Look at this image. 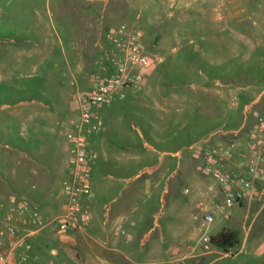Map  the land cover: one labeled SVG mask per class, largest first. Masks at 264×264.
Listing matches in <instances>:
<instances>
[{"label":"rangeland","instance_id":"374dc122","mask_svg":"<svg viewBox=\"0 0 264 264\" xmlns=\"http://www.w3.org/2000/svg\"><path fill=\"white\" fill-rule=\"evenodd\" d=\"M63 1L0 0V174L11 180L6 156L16 145H27L13 119L19 110L17 103L32 98L43 100L44 93L47 100L55 101L48 111L54 118L51 140L63 150L62 159L67 163L69 152L64 150L69 148L66 133L70 125L67 119L58 118V110L66 106L76 117L75 123L79 111L73 101L75 86L70 85L69 78L61 85L65 80L53 70L52 59L61 55L69 37L75 35L71 22L85 14L91 17L97 8L104 25L96 34L105 42L103 47L109 44L112 32L126 22L141 31L146 51L155 60L144 82L127 91L126 100L104 109L105 127H110L111 139L119 149L127 145L130 133L134 138L143 133L145 140L138 139V147L149 165L158 163L166 150L146 152L144 141L172 153L180 152L167 157L180 164L173 188L180 194L184 189L191 191L193 211L198 214L199 193L209 183L202 172V141L219 128L235 129L251 122L252 128L264 112V0H66L72 3L71 10L62 8ZM75 5L88 9L78 12ZM96 50H91L95 57ZM249 128L243 130L241 143ZM228 141L224 144L239 143L231 136ZM194 144L197 147L190 149ZM12 185L8 191L16 190ZM16 191L32 200L27 188ZM183 196L177 199L178 207ZM171 197L166 198V204L156 199L148 203L153 207L150 212H157L162 222L171 214ZM263 223L264 212L242 252L239 250L244 236L238 234L240 244L228 248L232 256H225L220 248L219 253L198 257L199 264L204 260L210 264H264ZM192 224L190 218L184 239L201 235L200 228L194 230ZM52 248L58 249V255L51 254ZM63 249L59 243L48 242L32 264H112L76 262Z\"/></svg>","mask_w":264,"mask_h":264},{"label":"crops","instance_id":"0c3cea01","mask_svg":"<svg viewBox=\"0 0 264 264\" xmlns=\"http://www.w3.org/2000/svg\"><path fill=\"white\" fill-rule=\"evenodd\" d=\"M71 5L72 3L65 0L62 8L71 10ZM86 8L75 5L74 10L86 12L88 9ZM85 15L71 22L70 27L75 35L69 37L68 47L63 49L61 55L52 59L54 60L53 70L65 80L61 82V85L64 86L69 78L70 85L75 86L73 89L75 92L88 88L89 76L95 69L94 60L105 44L102 42L103 39H99L97 35L104 25L99 18L100 10L95 8L94 15L89 18ZM73 43L76 45L74 46ZM95 48H97L96 57L91 51ZM18 68L21 69V67ZM33 68L36 71L35 64ZM71 82L76 84L73 86ZM262 95L263 93L260 96ZM45 96L44 93L43 100L32 98L20 100L17 103L19 110L14 113L13 119L16 121L19 135L27 140V145H16L13 150H10L11 153L7 154L6 157L10 163L7 169L10 171L11 180L8 179V175L0 174V198L8 199L13 195L24 198L38 207L45 218L50 219L61 213L66 205L63 181L67 176V163L62 159L63 150H59L51 140L54 131L51 129V124L54 118L48 111L55 101L47 100ZM261 114L259 120L264 118V112ZM58 118L67 119L69 128L76 120V117L64 105L58 110ZM250 125L243 123L235 129H217L211 133L209 138L202 141L205 146L201 150L211 144L229 142L230 136L241 143L243 134L236 135V132L249 127L251 129ZM221 130L225 132L224 135L218 133ZM111 135L110 127H105L103 133L91 138V148L98 154V159L93 165L95 198L87 203L92 214L88 229L70 231L66 235L59 236L54 228H48L34 242V253L39 258L41 249L50 242L59 243L64 247L63 250L69 258L80 263L105 261L112 264H148L147 262L151 261L156 264L182 260L183 264H199L201 260L198 257L208 255L197 254L191 257L190 255L195 253L193 251L196 245L194 241L197 243L198 239L196 237L195 239H184L183 236L190 218L193 222L192 228L194 230L199 228V224L197 226L194 220L195 199L189 197L191 193L189 189H184L180 194L177 189L173 188V181L180 175V164H174L172 160L167 159L168 156H177L180 152L172 153L167 151L170 149H159L149 144L148 141H144L143 147L146 152L160 153L158 150H166L162 151L158 163L149 165L146 163L147 158L141 155L139 152L141 149L138 147V139L145 140L143 133L140 132V136L135 137L136 139L130 133L127 145L120 149L112 141ZM217 140L223 143H216ZM196 147L194 144L190 146V149ZM64 151L68 153L69 148ZM102 157L105 160H102ZM239 162L241 158L236 157L233 168L237 171H245L244 167L238 168ZM11 185L16 190H22V187L27 188L32 195V200L17 193L16 190L8 191ZM203 193L204 190L199 193L198 208ZM170 195L172 196L171 214L166 222H162L157 212H150L153 207L148 203L156 199L166 204V198ZM181 195L184 196L181 200V207H178L177 199ZM190 210H192L191 213ZM263 212L264 180L259 193L236 209L230 220H219L213 226L212 234L217 235L226 230L234 232L236 236L238 234H241V237L244 236L240 253L247 245L251 231ZM204 264H210V262L204 260Z\"/></svg>","mask_w":264,"mask_h":264},{"label":"built area","instance_id":"2783aa9c","mask_svg":"<svg viewBox=\"0 0 264 264\" xmlns=\"http://www.w3.org/2000/svg\"><path fill=\"white\" fill-rule=\"evenodd\" d=\"M108 43L94 60L95 69L89 76L88 88L73 94L79 117L66 135L69 157L63 181L65 208L47 219L38 207L24 198L15 195L0 198V264H32L38 259L34 242L48 228L62 234L86 231L91 223L87 203L95 198L93 165L98 159L91 148V138L105 130L103 110L126 100L127 91L142 84L155 65L146 51L141 31L126 22L112 32ZM245 132L242 143L211 144L201 151L202 172L209 183L199 203L201 212L194 216L201 234L193 250L198 255L219 253L220 248L212 239L213 226L219 220H230L236 209L260 191L264 180V118ZM218 133L225 134L222 130ZM242 133L241 130L236 135ZM236 157L241 158L238 168L244 167L245 171L233 168ZM50 252L58 255L56 248ZM224 252L225 256L233 254L232 250Z\"/></svg>","mask_w":264,"mask_h":264},{"label":"trees","instance_id":"16d2710c","mask_svg":"<svg viewBox=\"0 0 264 264\" xmlns=\"http://www.w3.org/2000/svg\"><path fill=\"white\" fill-rule=\"evenodd\" d=\"M213 242L219 247L228 251V248H233L238 244L237 236L234 232L231 231H222L217 235L213 236Z\"/></svg>","mask_w":264,"mask_h":264}]
</instances>
